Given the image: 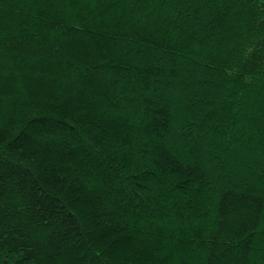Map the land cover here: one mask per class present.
Listing matches in <instances>:
<instances>
[{
	"label": "trees",
	"instance_id": "16d2710c",
	"mask_svg": "<svg viewBox=\"0 0 264 264\" xmlns=\"http://www.w3.org/2000/svg\"><path fill=\"white\" fill-rule=\"evenodd\" d=\"M0 264H264V0H0Z\"/></svg>",
	"mask_w": 264,
	"mask_h": 264
}]
</instances>
